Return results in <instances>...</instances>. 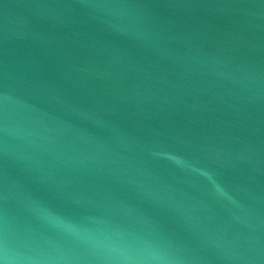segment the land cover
Returning a JSON list of instances; mask_svg holds the SVG:
<instances>
[{
    "label": "water",
    "instance_id": "95a60500",
    "mask_svg": "<svg viewBox=\"0 0 264 264\" xmlns=\"http://www.w3.org/2000/svg\"><path fill=\"white\" fill-rule=\"evenodd\" d=\"M0 264H264V0H0Z\"/></svg>",
    "mask_w": 264,
    "mask_h": 264
}]
</instances>
